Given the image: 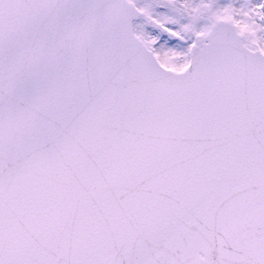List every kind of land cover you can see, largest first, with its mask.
<instances>
[{
    "label": "snow or ice",
    "instance_id": "snow-or-ice-1",
    "mask_svg": "<svg viewBox=\"0 0 264 264\" xmlns=\"http://www.w3.org/2000/svg\"><path fill=\"white\" fill-rule=\"evenodd\" d=\"M0 264H264V0H0Z\"/></svg>",
    "mask_w": 264,
    "mask_h": 264
}]
</instances>
